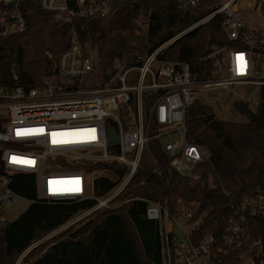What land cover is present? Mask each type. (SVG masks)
Returning a JSON list of instances; mask_svg holds the SVG:
<instances>
[{"label":"built area","instance_id":"obj_1","mask_svg":"<svg viewBox=\"0 0 264 264\" xmlns=\"http://www.w3.org/2000/svg\"><path fill=\"white\" fill-rule=\"evenodd\" d=\"M116 0H0V38L28 29L29 15L36 9L56 20L71 23L90 17H107ZM247 0H222L220 6L194 27L216 14L235 45L215 53V75L200 80L184 61L165 60L160 52L174 39L147 54L141 50L116 58L108 70L100 59L85 49L75 29L67 49L58 57L52 74L30 87L0 85V242L14 221L8 207L24 198L30 204L76 202L92 197L95 204L26 249L77 223L100 209H113L133 201L127 196L145 151L153 155L150 143L158 140L169 166L182 176L193 173L209 157L208 150L187 139L186 111L198 94L227 93L235 86L263 84L264 14L257 0L250 9ZM188 10L200 0H177ZM249 10L245 12V10ZM254 12V14H252ZM135 32L146 37L150 14L139 13ZM111 129L118 140L111 141ZM24 130H33L18 135ZM42 130V131H40ZM180 139L166 140L173 133ZM53 133H56L53 142ZM156 160V159H155ZM117 164L120 176L106 168L115 186L102 196H92L88 174L92 166ZM30 175L36 195L25 197L13 187L16 175ZM143 199V198H137ZM146 215L162 223L165 264H264V191L245 196L224 217L225 229L204 234L199 228L206 213L182 203L171 214L167 201H150ZM184 221L183 236L175 235L174 221Z\"/></svg>","mask_w":264,"mask_h":264},{"label":"trees","instance_id":"obj_2","mask_svg":"<svg viewBox=\"0 0 264 264\" xmlns=\"http://www.w3.org/2000/svg\"><path fill=\"white\" fill-rule=\"evenodd\" d=\"M220 4L221 0H200L191 11L177 0H116L109 16L78 19L73 25L36 9L29 15L25 32L0 38V85L30 87L40 83L39 74H50L53 67L44 51L53 50L59 56L68 48L73 29L85 49L96 51L100 67L108 70L125 54L155 51ZM257 4L264 7V0H257ZM141 12L150 14L143 49L135 42L134 19ZM232 45L235 43L228 39L224 16L219 13L175 39L159 56L189 63L192 73L206 80L215 75V50ZM235 110L247 120L219 118L212 106L195 99L186 111L187 139L206 148L209 157L197 164L191 175L173 170L159 141H151L156 160L141 162L126 194L136 199L93 212L40 242L20 264H165L162 223L146 215L150 201L166 200L171 214L182 203L198 207V213H206L199 231L219 236L225 229L224 217L236 203L258 189L264 191V83L259 88L256 114L247 101L237 102ZM91 168H111L120 176L125 172L112 163ZM115 184L111 177L99 176L92 181L91 195L102 196ZM12 187L25 197L36 195L33 176L16 175ZM94 204L92 197L30 204L5 231L0 264H15L31 245Z\"/></svg>","mask_w":264,"mask_h":264},{"label":"rangeland","instance_id":"obj_3","mask_svg":"<svg viewBox=\"0 0 264 264\" xmlns=\"http://www.w3.org/2000/svg\"><path fill=\"white\" fill-rule=\"evenodd\" d=\"M250 1L251 0H247L246 2L242 3L243 7L250 9L251 6L248 4ZM248 11L249 10L247 9L245 10V12ZM258 12H260V14H264V7L262 5L258 6ZM252 14H254V12ZM135 35L136 37H138V39H136L135 41L137 43V46L143 49L145 45V37L139 35L136 32ZM172 42H170L169 44H171ZM217 50H215L213 55H215ZM90 54L94 57L95 56L97 57V53L95 50H91ZM44 55L53 61V67H51L50 70L51 71L50 74H52L55 69V65L59 56L56 55L53 50H49V49L44 51ZM262 72L264 74V65H262ZM50 74H45L44 72L40 73L38 76L39 82L43 81L44 77ZM259 88H260V84H246L241 86H235L227 93H225L224 91H212L209 93L198 94L197 96L203 103L212 106L219 118L227 119V120L243 121V120H247V118L243 117L242 115L236 112L235 104L239 101H247L250 104L252 111L256 114L259 103ZM180 137H181L180 133L175 132L172 135L167 136L166 140L180 139ZM143 160H147L149 162L154 163L155 157L150 153L149 150H147L144 153ZM104 174L107 175L109 174L107 169H92V171H90V173L88 174L89 181L92 183V181L95 178L102 176ZM29 205L30 203L28 200L24 198L18 199L15 203H13L11 206L8 207L7 210L8 216L10 217V219L16 220L17 218H19V216L22 213L25 212V210L29 207ZM71 225L73 224L66 225V227L63 230H66ZM183 225H184V221L182 219H179L177 222L174 221L176 236L178 237L183 236V229H182ZM40 244L38 243L37 245ZM37 245L33 246L31 249H33ZM24 257L25 256L21 255L15 261V264H20Z\"/></svg>","mask_w":264,"mask_h":264},{"label":"water","instance_id":"obj_4","mask_svg":"<svg viewBox=\"0 0 264 264\" xmlns=\"http://www.w3.org/2000/svg\"><path fill=\"white\" fill-rule=\"evenodd\" d=\"M253 114V120L255 119L254 117V113ZM110 140L113 142V141H117L118 140V135H117V132L114 130V129H111V138Z\"/></svg>","mask_w":264,"mask_h":264},{"label":"snow or ice","instance_id":"obj_5","mask_svg":"<svg viewBox=\"0 0 264 264\" xmlns=\"http://www.w3.org/2000/svg\"><path fill=\"white\" fill-rule=\"evenodd\" d=\"M31 131H33V130H24V132L22 133L21 131H18V135H20V134H27V133H29V132H31ZM40 131H42V130H40ZM53 135V138H54V140H53V142L55 143V142H57L56 140H55V137H56V133H53L52 134Z\"/></svg>","mask_w":264,"mask_h":264}]
</instances>
